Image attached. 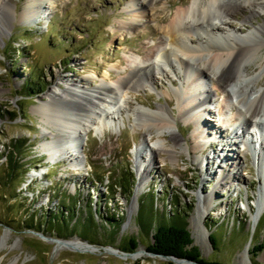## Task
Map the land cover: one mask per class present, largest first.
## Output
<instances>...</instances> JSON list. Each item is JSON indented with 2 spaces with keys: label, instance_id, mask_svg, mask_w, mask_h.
<instances>
[{
  "label": "rangeland",
  "instance_id": "374dc122",
  "mask_svg": "<svg viewBox=\"0 0 264 264\" xmlns=\"http://www.w3.org/2000/svg\"><path fill=\"white\" fill-rule=\"evenodd\" d=\"M36 1L51 7L28 20L21 19L23 9L29 10ZM190 2L162 0L156 4V17L166 25L174 11ZM133 3L136 0H8L13 14L4 20L6 27L0 36V264H170L166 257L146 251L153 238L152 233L142 234L136 223L142 200L159 217L178 216L185 221L192 246L203 260L264 264V249L252 254L255 245L264 246V170L256 163L253 150L245 153V160L235 169L227 165L232 161L229 148L221 144L229 142L233 127L224 121L226 117L233 121L236 115L229 110L227 116L220 113L227 103L223 92H212L203 116L206 134L197 139L196 125L179 118L173 95L186 84L183 86L171 68L163 66L165 74L154 75L156 88L129 91L120 108H107L119 118L114 127L107 125L98 133L82 132L79 154L73 152L65 161L56 156L49 159L40 148L46 138L35 109L50 90L66 88L59 79L86 80L90 89H96L103 79L111 84L117 80V67L126 70L132 58L146 62L145 51L159 49L163 36L150 35L158 28L157 20L135 34H121L119 24L129 23L135 15ZM228 22L234 29L225 28L221 36L246 38L256 27L264 26V12L251 16L247 10L237 11ZM191 39L196 45V37ZM255 40L263 41L264 36ZM174 68L180 71L176 64ZM262 71L264 87V64ZM106 73L111 76L105 78ZM258 73L242 78L241 85L253 84ZM31 80L35 83L33 93L27 95L23 88ZM203 85L209 86L208 81ZM195 94L200 96L201 91ZM167 106L177 128L172 131L185 139L190 151L181 152L176 164L164 156L152 160L149 151L157 142L156 135L145 137L144 130L134 127V117H127L136 108L154 113ZM249 132L250 137L245 138L255 150V140L263 135L260 138L258 129ZM165 137L169 139L167 134ZM214 140L223 142L215 147ZM13 144L24 147L20 161L24 168L8 179L7 158ZM225 154L229 155L227 160L222 159ZM201 159L203 165H199ZM141 165H149L143 179ZM227 172L237 174L238 180H224L225 186L217 189L218 197H212L214 206L202 208L200 197L218 186ZM128 177H133V184L125 182ZM72 202L76 204L69 220L72 227L86 218L87 207L92 209L89 238L94 244L74 234L62 237L51 233L45 223L57 212L66 215ZM259 205L262 215L255 227L252 217ZM31 216L38 224L35 230L27 227ZM210 236L216 238V249ZM129 238L140 241L133 254L121 251ZM53 240L63 242L56 247ZM190 262L180 264H196Z\"/></svg>",
  "mask_w": 264,
  "mask_h": 264
},
{
  "label": "bare ground",
  "instance_id": "6f19581e",
  "mask_svg": "<svg viewBox=\"0 0 264 264\" xmlns=\"http://www.w3.org/2000/svg\"><path fill=\"white\" fill-rule=\"evenodd\" d=\"M161 1L136 0L137 3H133L135 15L129 23L119 24L121 34L128 32L135 34L146 29V23L152 20L159 22L158 28L150 35L152 37L162 35L163 39L160 40L159 49L145 51L144 55L149 58L146 62H139L136 58H132L126 70L120 71L117 67L119 72L115 82L111 84L103 79L96 89H90L86 80L74 82L61 78L59 80L66 85V88L56 87L46 94L45 101H40L35 112L43 127L42 137L46 138L40 148L49 159L56 156L65 161L69 154H79L82 132L98 133L102 132L107 125L110 128L114 127L119 118H115L107 108L111 105L120 108V103L126 101L129 91L156 88L154 75H164V67H169L175 79L182 80L183 86L186 84L184 89L173 92V95L177 100L179 118L196 125L194 136L202 139V136L206 134V130L202 128L203 116L206 105L212 99V92H223L227 103L225 107L222 106L220 113H225L227 116L229 110L236 115L233 121L229 117L225 118L224 122L231 124L233 132L231 138H228L229 142L226 141L224 145L220 143L223 148H229L232 161H229L227 165L235 169L243 159L245 160V153L253 150L257 159L256 163L264 170V141L262 140L264 138V87L261 83L263 82L264 40H255L264 36V26L256 27L253 33L248 35L249 38H239L236 35L221 36L225 28L229 31L234 29L228 20L233 19L237 11L247 10L251 16H258L259 12H264V0H191L187 7L174 11L166 25H163V19L156 17V4ZM32 6L29 10L23 9V13L20 14L21 19L28 20L35 17L49 9L51 4L44 6L43 3L36 1V5L32 4ZM12 14L13 10L8 6V0H0V21L3 23L4 20H8L7 18L11 19ZM5 27L4 23L0 24V36ZM194 36L196 45L193 46L191 37ZM222 43L225 46H221ZM138 52L143 53L140 50ZM175 64L180 71H176ZM256 71L259 73L253 84L241 85L242 78L250 77ZM105 76L109 78L111 75L106 73ZM204 81H208L209 86L203 85ZM169 83L174 86L173 81ZM260 85L262 88L257 90ZM200 91L201 95L197 96L195 92ZM127 117L128 119L134 117L137 123L134 127L144 130L145 137L152 139L153 134L156 135L157 142L149 151L152 160L158 157L163 159L161 156H164L176 164L181 152L190 153L185 139L172 131V128H177L170 107H159L154 113L136 108L129 111ZM249 129H258L260 138L263 135L259 141L255 140V150L250 145L251 141L248 143L246 139L250 137ZM166 134L169 139L165 137ZM219 137L221 138L222 135ZM218 142L223 141L214 140L215 147L219 146ZM213 144L209 146L213 147ZM47 147L52 149V152ZM229 155H223L222 159L227 160ZM252 158L254 159L253 156ZM203 164L204 161L201 159L199 165ZM140 168L143 179L144 174L149 170V165H141ZM238 178L239 176L232 172L222 176L218 186H215L208 195L200 197L202 208L214 206L211 204L212 197H218L217 189L225 186L224 180H238ZM261 206H258V211L252 217L255 227L262 215ZM249 248L247 245V252Z\"/></svg>",
  "mask_w": 264,
  "mask_h": 264
},
{
  "label": "trees",
  "instance_id": "16d2710c",
  "mask_svg": "<svg viewBox=\"0 0 264 264\" xmlns=\"http://www.w3.org/2000/svg\"><path fill=\"white\" fill-rule=\"evenodd\" d=\"M31 80L25 84L23 90L24 93L30 95L33 93V83ZM13 151L8 156V172L7 178H12L16 170H21L24 168V164H21L24 155V147L16 146L13 144ZM125 182L128 185L133 184V177H128ZM5 195V194H4ZM72 207H66V215L63 213H55L50 216V220L47 223L51 233H57L62 237H66L69 234H74L78 237H81L83 240H88L91 244L92 241L89 238V233L91 230V225H93V212L90 207L85 209L86 218H82V221L79 222L76 226H70L69 220L72 219L74 209L76 204L72 202ZM145 201H141V206L138 211L136 218V223L139 227V230L142 234L148 236L152 233L153 242L146 247L148 253L154 254L161 257H171L179 260H187L194 262L196 264H219L217 262L205 261L201 258L196 247L192 246V239L190 233L187 230V223L183 221L180 217L175 216L173 218H162L157 216L152 208H148L145 205ZM65 208V205H63ZM28 229L35 230L38 224L33 222V217H30ZM26 223V222H25ZM46 225V224H45ZM91 234V233H90ZM213 248L216 249V238L215 236H210ZM140 241L136 238H129L124 244L121 251L129 254L136 252L137 247L139 246ZM264 249L262 244L255 245L252 250L253 256L259 253ZM172 264V263H170Z\"/></svg>",
  "mask_w": 264,
  "mask_h": 264
},
{
  "label": "water",
  "instance_id": "95a60500",
  "mask_svg": "<svg viewBox=\"0 0 264 264\" xmlns=\"http://www.w3.org/2000/svg\"><path fill=\"white\" fill-rule=\"evenodd\" d=\"M53 243H56V247H57V245L59 244V243H61V242H63V241H58V240H53L52 241ZM64 243H70L69 241H65ZM85 246H87V245H85ZM88 248H90V246L88 245L87 246ZM92 249H94V248H92ZM153 255V254H152ZM128 256H130V255H125L124 257H128ZM166 259L167 260H169L172 264L174 263V264H180V263H183V262H189V261H187V260H179V259H175V258H171V257H166ZM191 263V262H190Z\"/></svg>",
  "mask_w": 264,
  "mask_h": 264
}]
</instances>
